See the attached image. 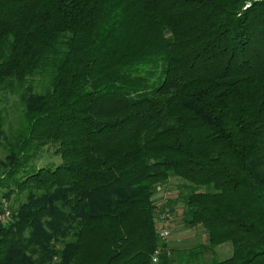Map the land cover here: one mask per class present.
Segmentation results:
<instances>
[{
    "label": "trees",
    "instance_id": "trees-1",
    "mask_svg": "<svg viewBox=\"0 0 264 264\" xmlns=\"http://www.w3.org/2000/svg\"><path fill=\"white\" fill-rule=\"evenodd\" d=\"M2 88L0 264H264V0H0ZM172 177L207 242L158 237Z\"/></svg>",
    "mask_w": 264,
    "mask_h": 264
},
{
    "label": "rangeland",
    "instance_id": "rangeland-1",
    "mask_svg": "<svg viewBox=\"0 0 264 264\" xmlns=\"http://www.w3.org/2000/svg\"><path fill=\"white\" fill-rule=\"evenodd\" d=\"M41 77H37V82H40ZM40 85V84H38ZM37 85V89H41ZM0 108L4 112L6 118V130L8 133L11 132L12 129H15L20 121L22 116V108L23 105L20 100V93L11 91L10 88H2L0 89ZM5 155V150L0 147V158ZM61 161L60 156L55 152V146L50 144L47 148H45L43 154L39 159H37L38 165L43 164H50L54 163L57 164ZM182 180L177 177H172L169 181V187L171 192L169 193L170 196L178 195L180 191V185H182ZM181 190L186 191L183 187ZM3 190L0 189V201L2 203L0 209L2 211L3 202L7 201L11 210H15L18 204L24 199L25 194L15 195L13 194L9 199H5L2 196ZM164 196L162 192H158L154 196V200L156 204H159L158 207L161 208L162 205L160 204V200H163ZM157 208V213L161 209ZM172 208L171 218L170 220V228H171V235L165 241H167L169 247L171 249H187L202 242H207V234L202 226H194V227H187L183 222V211H184V204L182 202H177L174 204ZM0 211V212H1ZM7 220V219H6ZM233 252V244L231 242H227L221 245L216 246L213 251H207L204 253V258L207 261H211L215 258L217 259H224L231 256Z\"/></svg>",
    "mask_w": 264,
    "mask_h": 264
},
{
    "label": "built area",
    "instance_id": "built-area-1",
    "mask_svg": "<svg viewBox=\"0 0 264 264\" xmlns=\"http://www.w3.org/2000/svg\"><path fill=\"white\" fill-rule=\"evenodd\" d=\"M162 192V195L164 196L163 200H160V204L162 205L159 213H157V233H158V237L161 240H166L168 237H170L171 235V228H170V218H171V208L170 207H163V204L166 203V201L168 200V198L170 197V192L171 189L169 187V185L167 184H159L157 187V192ZM155 194V195H156ZM154 195V196H155ZM159 205V204H157ZM11 208L9 206V204L7 203V201L3 202V206H2V211L0 212V220L5 221L7 218H9L11 216ZM161 254V248H157L152 256V261L153 262H158L159 261V257Z\"/></svg>",
    "mask_w": 264,
    "mask_h": 264
}]
</instances>
